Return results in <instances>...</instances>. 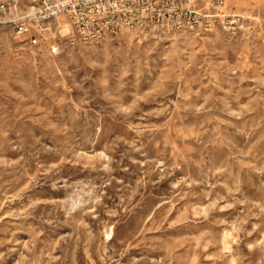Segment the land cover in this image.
I'll return each mask as SVG.
<instances>
[{"label": "rangeland", "instance_id": "rangeland-1", "mask_svg": "<svg viewBox=\"0 0 264 264\" xmlns=\"http://www.w3.org/2000/svg\"><path fill=\"white\" fill-rule=\"evenodd\" d=\"M231 7L98 44L0 23V264H264V0Z\"/></svg>", "mask_w": 264, "mask_h": 264}, {"label": "built area", "instance_id": "built-area-1", "mask_svg": "<svg viewBox=\"0 0 264 264\" xmlns=\"http://www.w3.org/2000/svg\"><path fill=\"white\" fill-rule=\"evenodd\" d=\"M236 0H0V23L29 44L65 20L69 39L98 44L108 37L140 30L166 33L207 31L216 23L235 30L242 16L230 11Z\"/></svg>", "mask_w": 264, "mask_h": 264}, {"label": "bare ground", "instance_id": "bare-ground-1", "mask_svg": "<svg viewBox=\"0 0 264 264\" xmlns=\"http://www.w3.org/2000/svg\"><path fill=\"white\" fill-rule=\"evenodd\" d=\"M67 23V22H66ZM68 24V23H67ZM69 25V24H68ZM78 196V195H77Z\"/></svg>", "mask_w": 264, "mask_h": 264}]
</instances>
